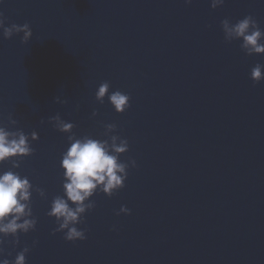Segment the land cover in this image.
I'll list each match as a JSON object with an SVG mask.
<instances>
[{
	"label": "water",
	"instance_id": "95a60500",
	"mask_svg": "<svg viewBox=\"0 0 264 264\" xmlns=\"http://www.w3.org/2000/svg\"><path fill=\"white\" fill-rule=\"evenodd\" d=\"M0 13L33 33L24 43L0 30V125L34 150L0 173L29 179L37 219L19 245L4 238L5 258L28 247L27 264H264V82L251 79L264 55L222 28L251 15L264 30V0H4ZM104 82L131 97L124 114L96 100ZM56 115L78 138L109 139L114 124L129 143L120 161L136 162L123 189L92 197L83 241L47 215L70 146Z\"/></svg>",
	"mask_w": 264,
	"mask_h": 264
},
{
	"label": "clouds",
	"instance_id": "9594fccd",
	"mask_svg": "<svg viewBox=\"0 0 264 264\" xmlns=\"http://www.w3.org/2000/svg\"><path fill=\"white\" fill-rule=\"evenodd\" d=\"M191 4L192 0H185ZM4 0H0V5ZM224 4V0H211L213 9ZM225 40H241V48L248 55H264V30H261L257 21L247 16L235 24L230 20L222 21ZM0 30L6 39H11L14 34L23 33V42L27 43L32 38L30 25L16 24L11 27L5 26L3 14L0 13ZM251 79L255 83L264 82V65L257 64L251 70ZM111 85L102 83L96 92V100L103 104L107 98L118 114H124L130 107L131 97L119 90L110 92ZM59 103L60 101L57 100ZM98 113L93 112V116ZM11 125L16 121L9 117ZM56 129L62 133L69 134V147L62 156L61 167L64 171V196H57L51 203L47 215L55 218L58 227L55 232L65 233V239L69 242L83 241L86 233L78 229L83 223L86 213L95 208L92 197L99 191L112 197L116 192L125 187L128 179V169L136 167L135 160L130 163L120 161V156L128 153L129 143L118 135H112L116 131L114 124L106 126V140H99L90 136L78 138L72 135L75 125L65 122L59 115L52 118ZM33 140H38V134H31ZM34 154L29 143V137L22 130L9 131L0 125V165L11 163L12 169H18L24 158ZM35 191L41 198L46 199L47 194L41 188ZM33 185L27 177H22L18 172L12 170L0 173V264H27L26 257L30 251L25 247L20 251L14 261L5 258L4 243L6 237H13L14 243L19 245V234H27L34 231L37 219L32 211ZM66 197V198H65ZM131 215L127 207H121L120 212ZM55 232L53 235H55Z\"/></svg>",
	"mask_w": 264,
	"mask_h": 264
}]
</instances>
